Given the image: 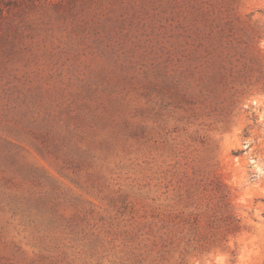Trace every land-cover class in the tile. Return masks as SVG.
Listing matches in <instances>:
<instances>
[{
	"label": "rangeland",
	"instance_id": "374dc122",
	"mask_svg": "<svg viewBox=\"0 0 264 264\" xmlns=\"http://www.w3.org/2000/svg\"><path fill=\"white\" fill-rule=\"evenodd\" d=\"M0 264H264V0H0Z\"/></svg>",
	"mask_w": 264,
	"mask_h": 264
}]
</instances>
